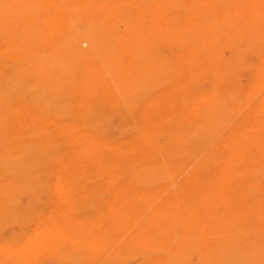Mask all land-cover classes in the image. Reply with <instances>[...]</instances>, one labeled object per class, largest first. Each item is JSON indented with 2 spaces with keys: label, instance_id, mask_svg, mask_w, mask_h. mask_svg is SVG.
Masks as SVG:
<instances>
[{
  "label": "bare ground",
  "instance_id": "6f19581e",
  "mask_svg": "<svg viewBox=\"0 0 264 264\" xmlns=\"http://www.w3.org/2000/svg\"><path fill=\"white\" fill-rule=\"evenodd\" d=\"M0 264H264V0H0Z\"/></svg>",
  "mask_w": 264,
  "mask_h": 264
}]
</instances>
